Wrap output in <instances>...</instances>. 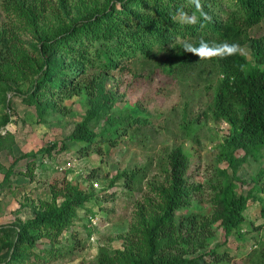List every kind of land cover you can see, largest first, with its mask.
<instances>
[{
    "label": "rangeland",
    "instance_id": "rangeland-1",
    "mask_svg": "<svg viewBox=\"0 0 264 264\" xmlns=\"http://www.w3.org/2000/svg\"><path fill=\"white\" fill-rule=\"evenodd\" d=\"M6 1L0 0V45L8 44L20 56L23 53L38 62L41 57L58 56L71 68L73 56L57 53L63 50L56 48L61 41L58 33L86 13L109 5L112 10L124 9L132 2L22 0L29 11V16L23 18L8 11ZM182 18L186 20L187 15ZM166 29L169 38L164 43L150 46L148 55L138 52L131 59L120 61L113 71L102 72L96 67L80 70L78 75H73L74 71L62 74L63 81L70 75L82 89L65 97L62 90L47 91L48 109L42 115L38 106L25 101L41 75L21 76L27 66L5 51L10 65L1 77L8 72L19 79L0 86V249L7 242L4 230L35 220L55 194L58 204L65 200L59 189L65 187L63 180H67L79 185L89 200L67 224L30 229L36 244L31 261L26 264H125L142 260L145 248L143 237H137L142 234L138 228L145 226V232L154 219L163 215L165 194L171 187L170 157L182 150L189 155L185 178L199 187V192L194 194L189 211L177 212V221L186 214L196 215L198 225L205 226L197 235L205 238L203 247L220 246L221 252L229 251L230 258L222 264H264V147L248 157L237 176L229 169L238 194L249 195L250 202L241 229L226 235L221 221L214 217L213 205L215 186L225 183L219 171L228 168V163H220L219 159L229 127L226 122L215 121L211 112L218 77L215 74L206 81L192 79L177 67L170 73V55L190 53L195 41L170 27ZM42 35L53 36L52 44L39 46ZM252 35L264 37V21L252 30ZM150 40L155 43V39ZM248 51L243 50L253 60ZM100 81L116 91L118 101L111 114L123 124L113 144L100 140L85 151L67 138L86 117L90 95L95 94ZM103 125V121L91 124L97 132ZM52 144L58 145L57 151L44 156L42 150ZM64 144L67 149L63 151ZM30 154L40 156L35 164ZM236 156L242 158L244 152L239 151ZM14 164L13 174L6 179ZM124 172L134 174L118 179ZM0 252V264L11 260L9 250Z\"/></svg>",
    "mask_w": 264,
    "mask_h": 264
},
{
    "label": "trees",
    "instance_id": "trees-1",
    "mask_svg": "<svg viewBox=\"0 0 264 264\" xmlns=\"http://www.w3.org/2000/svg\"><path fill=\"white\" fill-rule=\"evenodd\" d=\"M198 3L208 19L196 9ZM5 7L23 18L29 16L22 0H8ZM109 8L110 5L108 8H98L79 16L70 26L64 27L65 29L58 33L61 41L56 48L60 46L63 50L57 53L60 56H73L70 59L73 68L64 64V60L58 56H51V59L41 57L38 62L23 53L20 56V52L11 50L8 44H1L0 86L9 80L11 82L19 79H15L14 74L9 76L8 72L4 78L1 77L10 65L5 54V51H8L14 60L19 58L21 64L25 63L23 67L27 66L24 72L20 73L21 76L41 75L33 88L35 92L33 91L25 101L29 105L38 106L36 108L42 115L43 110L48 109L47 91L55 93L62 90L65 97L82 89L72 81L70 75L66 82L63 81L60 78L62 74L74 71L73 75H78L80 70L96 67L102 72L113 71L120 61L131 59L138 52L147 54L150 46L164 43L169 38L166 35V27L191 37L195 41L193 48L196 49L219 50L224 47L223 43L238 45V51L225 58L218 55L212 59H201L198 52L184 51L170 55L168 60L170 73L177 67L181 69L180 72L186 71L189 78L204 81L217 74L218 83L213 89L211 112L215 121L228 124L229 134L224 139L219 159L220 163H228V168L219 171L225 183H217L214 188L217 192L213 201L214 217L221 221L226 235L238 232L245 221L244 213L249 206L250 197L238 194L236 182L229 178V169L234 173V177L237 176L239 168L248 157H253L264 147V37L256 38L252 35V30L264 21V0H132L124 9ZM134 9L136 13L133 12ZM220 10L218 16L217 12ZM185 14L186 20L182 18ZM228 14V18L224 19ZM50 38L53 36L42 35L39 46L52 44ZM151 38L155 39V43ZM244 49L249 50L253 60L248 59ZM117 101L118 97L113 88L108 89L104 81L97 83L95 94L90 95L86 117L75 125L74 131L67 139L75 145H81L85 151L100 140L104 144H113L119 126L123 124L111 114ZM102 121L104 125L101 131L97 132L91 124ZM146 123L147 120H144V124ZM57 147V144H52L41 153L44 156H52ZM65 149L66 144L62 147L63 151ZM239 151L244 152L242 158L236 156ZM29 157L34 158L32 163L35 164L36 158L40 156L30 154ZM30 164L29 162L28 165ZM14 167L15 164L6 173V179L13 174ZM188 168L189 155L182 150L175 151L170 157L168 175L171 187L169 191L166 190L169 193L165 194L163 215L146 225L145 232L142 231L145 226L138 228V232L141 231L142 234L137 237H143L141 242L145 248V258L139 261L129 260L125 264H222L230 258L229 251L221 252L220 246L203 247L205 238H197V235L205 226L198 225L196 215L186 214L179 222L176 219L177 212L189 211L188 208L193 206L194 196L199 192V187L190 184L185 178ZM129 174L134 173L124 172L118 179L128 178ZM63 181L65 187L59 191L63 192L65 200L61 204H58V194H55L52 202L45 204L46 209L41 211L35 220L26 226L3 231L7 242L2 249L9 250L11 254V260L5 264H26L28 261L30 263V255L36 244L30 229L67 224L75 217L77 210L89 200L79 185ZM113 185L112 183L111 186ZM34 255L37 256L36 253Z\"/></svg>",
    "mask_w": 264,
    "mask_h": 264
},
{
    "label": "clouds",
    "instance_id": "clouds-1",
    "mask_svg": "<svg viewBox=\"0 0 264 264\" xmlns=\"http://www.w3.org/2000/svg\"><path fill=\"white\" fill-rule=\"evenodd\" d=\"M196 9L198 11H200L201 15L204 16L205 19H208L207 15L205 13H203L202 11V6L200 3L197 4ZM224 47L222 49H216V48H212V49H208V48H200V49H196V48H190L189 50L193 51V52H198L199 57L201 59H212L214 57H217L219 55L220 58H225L227 55H232L235 54L238 51V45L236 44H227V43H223ZM185 48H188L187 45H184ZM229 127V126H228Z\"/></svg>",
    "mask_w": 264,
    "mask_h": 264
},
{
    "label": "built area",
    "instance_id": "built-area-1",
    "mask_svg": "<svg viewBox=\"0 0 264 264\" xmlns=\"http://www.w3.org/2000/svg\"><path fill=\"white\" fill-rule=\"evenodd\" d=\"M69 166H72V164L71 163H69ZM93 219V218H92Z\"/></svg>",
    "mask_w": 264,
    "mask_h": 264
}]
</instances>
